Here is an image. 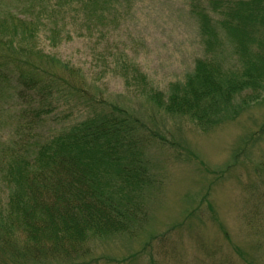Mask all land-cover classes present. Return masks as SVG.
<instances>
[{
  "label": "rangeland",
  "instance_id": "rangeland-1",
  "mask_svg": "<svg viewBox=\"0 0 264 264\" xmlns=\"http://www.w3.org/2000/svg\"><path fill=\"white\" fill-rule=\"evenodd\" d=\"M257 3L111 0L99 9L87 0H0V67L9 68L0 73L5 81H15L13 76L17 80L28 73L25 62L42 73L36 74L39 84L21 83L32 97L14 99L0 92V251L6 240L13 245L9 252L20 248L30 206L38 205L40 212L45 197L50 205L48 174L40 172V153H33L40 143L61 138L94 113L109 114V106L134 115L146 129L144 136L159 133L163 139L123 154L126 168L100 163L103 170H90L85 178L91 181L78 184L86 196L92 189L95 217L107 221L118 211L125 233H93L100 220H82L78 229L88 234L64 256L40 240L42 249L30 248L20 259L11 254L0 264H264V97L236 120L208 129L180 110L163 107V94L184 85L196 59H207L215 71H234L237 79L260 67L263 76L264 19H259L264 2L256 8ZM240 7L257 9L260 18L237 29L229 22L211 26L213 38L206 42L201 28L223 18L222 11L227 18ZM246 17L241 12L233 20ZM47 79L56 87L41 88ZM25 124L31 128L23 135L18 129ZM36 132L39 141L32 146ZM108 142L97 143L95 152H104ZM74 151L78 166L91 157L86 150ZM31 154L33 161L22 164ZM131 161H137L143 176L129 173ZM102 187L109 191L104 208L97 197ZM74 197L79 203L86 199ZM9 211L18 221L8 219ZM65 240L60 248L67 247Z\"/></svg>",
  "mask_w": 264,
  "mask_h": 264
},
{
  "label": "trees",
  "instance_id": "trees-1",
  "mask_svg": "<svg viewBox=\"0 0 264 264\" xmlns=\"http://www.w3.org/2000/svg\"><path fill=\"white\" fill-rule=\"evenodd\" d=\"M254 1L259 2L257 5L255 4L256 8L261 2H264V0ZM87 2L98 6L99 9H104L111 0H87ZM233 9L235 10V8ZM234 10L226 13L230 15L227 18H225V13L222 11L223 18L218 17V19H216L217 21L210 22L207 25V30L206 28H201L206 42L209 43L210 39L213 38L209 29L211 26H219L220 24H228L229 22V27L237 29L242 27L243 24H250L253 19L256 17L260 18L261 15L257 9L255 12H252L249 7H240L241 11L237 13L234 12ZM241 12L247 16V20H233V18L237 17ZM208 18V16H204L205 21H207ZM261 19L264 18H260L259 20ZM234 22H238L237 27L233 25ZM240 32L244 33L245 31L242 30ZM240 44L243 46L242 43ZM195 62L194 72L185 77L184 85L177 86L179 88L176 89L175 92L170 91L167 97L163 94L166 101L163 103V107H165L168 112L173 109L174 111L180 110L185 117L192 119L204 129H208L236 120L244 110H248L251 106L263 101L264 74L263 76L260 74L262 67H260L259 71L247 69L241 74L242 76L237 79L234 71H231L230 74H225L223 70L215 71V68L207 63L209 62L207 59H196ZM263 62L261 64H263ZM23 65L27 66V70L29 71L28 73L21 74L22 77L20 76L17 80L16 77L13 76L15 81H13V79L5 81V76L0 73V92L4 91L9 98L15 95V99L18 96H24V94L32 97V94H29V92L24 93L21 83L24 86H31V84L34 85L35 83L39 84L36 74L40 76L42 73L38 72L36 68L30 67L32 64H27L25 62ZM2 66L5 67H0V72L9 69L7 67L8 64ZM64 68L66 69V67ZM4 81L5 84H7L5 86L3 85ZM48 82H50L51 85H49ZM53 84L51 79H49V81L47 79L41 88L51 90L50 86L56 87L55 84ZM78 92H80L79 88L74 93L77 94ZM68 98L70 99V96ZM46 107H50V103L46 104ZM110 108L111 110L109 111L112 112L109 114L94 113L92 117L78 124L76 128H72L70 132L66 131L63 135H59L61 138L50 140L44 144L40 143L37 146L39 149L33 153L35 155L37 152L40 153V155H37L39 157H37V161L40 159L43 165H41L42 170H40V172L44 171V173L48 174L49 179L47 180L49 185L47 184V180L46 184L48 186V201L50 205H47V202H43L45 197L42 199L40 212L36 211V209L39 210V208H37L38 205L35 207L32 205L26 210L27 215L24 227H27L25 228L27 232L23 233V241H20L21 246H18L20 248L15 252H9V247H13V245L6 240L4 243L6 248H1L0 258L7 259L9 255L11 257L15 255L17 259H20L30 248H34V252L38 251L42 249L40 240L44 241L51 249L55 247L57 252L64 256L65 253H68L67 249L76 246V244H78L77 242L84 238V234H88L87 231L78 229V224L82 220H87L89 223L100 220V222H96V225L93 227V233L108 232V234H116L119 232L125 233L127 231V227L124 225L122 218L116 210H113L114 217H106L107 221H103L105 217L96 218V210L92 209V189L90 187L86 189V196L82 191H79L78 184L84 179L91 181L90 178H85L90 170L93 169L95 172L103 170L98 169L100 163L105 164L102 165L104 168H108L107 165L115 169L121 167L126 168L129 165L120 161V157L123 154L129 151L133 153L135 146L143 147L146 144L153 143V140L157 137L161 142H163V139L159 133L144 136L145 134H142V131L146 129L134 115L130 114L125 109L121 110L117 107L109 106V109ZM24 127L20 126L18 129L19 132L23 131V135L27 130H30L31 126H26L25 124ZM37 130H39V128H37L36 131ZM72 133L73 135H70ZM39 134V132L34 133L31 141L32 146L35 141H39ZM101 140H109L107 149L104 152H95L97 149L95 146L97 143L101 142ZM161 142L159 143L162 144ZM32 146L31 148L33 149ZM74 149H83L84 153L88 151L91 153L90 159L82 162L78 166L77 161L80 160H78V154ZM35 155L31 154L27 161H22V164L28 165L31 163ZM53 170H55V172H53ZM49 172L52 173L49 174ZM129 173H139L143 176L141 167L137 164V161H131ZM26 174V172H22V176H26ZM102 174L106 176L105 172H102ZM16 175H19V172H17ZM52 175H59V178L52 181V179H54ZM63 176L69 177L62 180L66 183L61 182V177ZM97 190V197L103 200L100 205L104 208L106 207L105 199L109 197V191L107 187H102ZM34 193H37V189H35ZM44 193L45 191L43 190L42 194ZM74 195L79 197L83 195L86 199L82 203H79ZM35 200L31 203L34 204ZM109 201L108 203L110 205L112 204V207L117 206L114 202L110 201V203ZM97 203L99 204V201ZM89 212L92 213L91 215L94 214V220L88 218ZM8 214V219L11 220V218H13L15 222L16 218L13 217L14 215L12 212L9 211ZM45 219L50 226L49 229L46 227L47 224ZM16 221H18V219ZM14 222L11 221V225L9 226L10 229L6 230L9 237H11L9 233L11 228L15 225ZM87 228H89L88 225ZM63 240L66 241V244H64L67 247L60 248ZM81 242H83V240H81ZM36 255H34V258Z\"/></svg>",
  "mask_w": 264,
  "mask_h": 264
}]
</instances>
